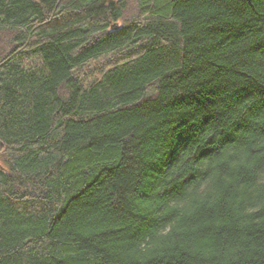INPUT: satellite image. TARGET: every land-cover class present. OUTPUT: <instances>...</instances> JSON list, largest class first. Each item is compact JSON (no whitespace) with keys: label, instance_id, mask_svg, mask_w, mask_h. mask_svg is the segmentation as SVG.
I'll return each mask as SVG.
<instances>
[{"label":"trees","instance_id":"16d2710c","mask_svg":"<svg viewBox=\"0 0 264 264\" xmlns=\"http://www.w3.org/2000/svg\"><path fill=\"white\" fill-rule=\"evenodd\" d=\"M0 264H264V0H0Z\"/></svg>","mask_w":264,"mask_h":264},{"label":"snow or ice","instance_id":"6c2138e0","mask_svg":"<svg viewBox=\"0 0 264 264\" xmlns=\"http://www.w3.org/2000/svg\"><path fill=\"white\" fill-rule=\"evenodd\" d=\"M182 187V186H181ZM180 189H177V192L179 193Z\"/></svg>","mask_w":264,"mask_h":264}]
</instances>
